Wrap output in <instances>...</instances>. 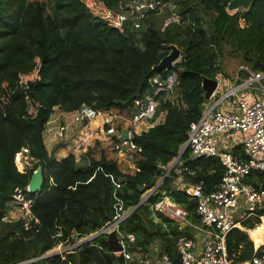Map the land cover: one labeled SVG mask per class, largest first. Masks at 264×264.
Returning <instances> with one entry per match:
<instances>
[{
  "label": "trees",
  "instance_id": "obj_1",
  "mask_svg": "<svg viewBox=\"0 0 264 264\" xmlns=\"http://www.w3.org/2000/svg\"><path fill=\"white\" fill-rule=\"evenodd\" d=\"M120 1L93 0L90 5L86 0H49L48 5L41 0H0V264L75 244L112 221L119 200L126 210L133 209L120 225L122 232L135 236L129 249L150 251L157 244L180 263L178 242L193 230L155 204L168 195L199 223L198 198L187 194L186 186L203 183L210 193L222 181L225 166L219 157H195L184 145L190 124L202 117L208 104L203 77L220 79L226 51L253 71L264 72V0L237 11L228 10L230 0H171L182 19L165 29L153 13L141 28L121 23ZM172 44L183 50L173 68L178 83L159 95L152 121L162 113L164 120L134 134L135 163L128 170L99 140L82 158L71 153L58 159L56 149L63 144L48 150L44 131L56 107L70 112L88 105L136 114L135 100L154 93L156 78L171 72L154 67ZM239 75L249 73L242 69ZM24 149L34 165L21 171L16 155ZM179 155L187 172L166 177L141 202L161 177L160 165ZM39 165L44 169L43 187L31 193L28 186ZM262 179V172L253 170L245 181L258 184ZM19 189L32 200V213L39 219L30 228L22 218L3 220ZM255 222L246 224L254 229ZM107 238L102 233L26 264H126L125 255L113 252ZM227 244L231 254L238 253L236 260L254 254L255 243L239 228L228 234Z\"/></svg>",
  "mask_w": 264,
  "mask_h": 264
},
{
  "label": "built area",
  "instance_id": "obj_2",
  "mask_svg": "<svg viewBox=\"0 0 264 264\" xmlns=\"http://www.w3.org/2000/svg\"><path fill=\"white\" fill-rule=\"evenodd\" d=\"M117 9L120 22H132V26L135 28H141L150 13L167 14L163 22V29L171 23L181 22L182 19L177 11V4L171 0H121ZM173 68L164 79L156 78L158 85L154 93L135 100L139 110L136 114H129L131 116L127 118L135 124L136 128L142 129V123L147 126L154 122L152 119L160 105L159 95L163 91L174 90L178 83V72ZM244 69L249 73L246 79L241 81V75L237 73L235 84L239 85L229 88L220 97L217 89L212 97L216 98L214 104H207L202 117L198 121H193L188 129V139L184 149L189 147L195 157H219L225 166L222 181L213 192L206 193L203 183L189 184L185 188L187 194L198 198L196 212L200 217V222L191 220L189 211L168 195L155 204L158 211L178 223H186L185 226H189L193 230L192 236L182 237L178 242L180 263H177L168 252L157 244H153L150 251H143L140 247L135 248V251L129 249L131 242L135 241V236L125 234L120 229L121 223L131 213V209L124 208L122 200L116 204L117 211L114 219L97 232L85 236L88 237L87 240L91 239L94 234H108L111 230L116 229L124 247V250L119 253L125 255L126 264H264V243L260 245L255 243L252 258L246 260H236L238 253L231 254L227 244V236L233 229L243 228V221L258 209L264 211V72H255L249 67ZM223 78L224 76L221 75L219 86L223 82ZM254 88L258 91L259 98L251 101L247 96L249 91ZM228 102L232 104V107L228 108ZM225 104L227 106L223 107ZM77 113L78 119L87 122L97 120L99 116H102V131L112 136L113 147L117 149L124 147L131 158H134L135 146L132 139L134 134L139 132L134 128L119 127L113 123L114 120L125 118L127 115L116 110L96 109L88 105H83L77 110ZM106 125L109 126L106 128ZM150 126H153V123ZM123 128L129 132V138L125 140L121 137ZM219 136L224 141H228V138L231 137L242 136L243 143L251 156L250 160H243L227 150H223L219 145ZM117 140L118 142H116ZM180 157L181 155L168 164L160 165L163 173L157 184L147 191L142 199L143 202L158 189L166 177L171 174L183 175L187 172ZM253 170H259L263 174V179L258 184L245 181V178ZM243 199L248 201L247 210L237 215L234 210ZM31 203L32 200L28 199L20 189L11 202V208L17 205L24 206L25 214L18 218L24 219L26 228L39 222V219L32 213ZM11 219L16 218H13L9 212L3 216V220ZM84 241L86 240L78 241L64 251L71 250ZM57 247L54 248L52 254L63 253L61 246ZM52 254L29 257L12 264H26Z\"/></svg>",
  "mask_w": 264,
  "mask_h": 264
},
{
  "label": "rangeland",
  "instance_id": "obj_3",
  "mask_svg": "<svg viewBox=\"0 0 264 264\" xmlns=\"http://www.w3.org/2000/svg\"><path fill=\"white\" fill-rule=\"evenodd\" d=\"M41 1L46 2L48 5L50 4L49 0H41ZM86 1L90 5L93 4V0H86ZM93 9H95V11L97 12L96 6H94ZM163 14H154L153 17H155L156 20H158L159 22H164ZM242 23H243V21H242ZM161 24H163V23H161ZM221 61H222L221 62L222 63V75L224 77H227V78L228 77H231V78L236 77L237 73H239L240 70L247 67L242 58L235 56L231 52H228V51H226V53L222 57ZM221 95H223V91L220 92L219 97ZM214 102H215L214 98H212L211 100H208L209 105L214 104ZM56 108L57 109H55L53 111V113L50 117V120L48 121L47 127L49 128L51 125H56L59 128V131L61 134V139L59 140V142L60 143L66 142L59 149L60 151L63 149L60 152L61 154L59 157L64 158L67 155H69L70 154L69 152L72 150V145L76 142V140H84L87 142H85L81 146L79 145V148L77 150L78 158H82L84 152H86L88 150V148H90V146L96 145L97 141L99 140V141H101V145L104 146L105 149H107V148L109 149L108 150L109 156L117 158L120 161V164L122 165V167L124 169H126V170L129 169V164L133 163V159H131L130 154L126 150H124V147L121 149H116V150L113 149L115 147H113L112 143L110 145V140L106 139L101 134L102 126L97 127V122H94L93 120L91 122H87V121H82V120L78 119L77 118V116H78L77 111H70L69 112V111H64L63 109H60L58 107H56ZM123 113H124V115H127V116H125V118H118V119L114 120L113 123H115V125L119 126V127L134 128L139 133L142 132L143 129H148L152 123H153V125H155V124L161 122L162 120H164V117H165V113H162L156 119V121L152 122L151 124L144 126V123H142L141 125H143V128L140 129V128H136L135 124L133 122L129 121V118H127V117H129L131 115H129L128 111H123ZM98 119H99V123H101L102 122L101 120L103 119V117L99 116ZM86 124H89L88 128L86 127ZM46 130H47V128H46ZM46 130L44 131V137H46L48 135ZM55 131H57L56 127H55ZM62 137H64V138L62 139ZM46 144L49 147L48 149L51 150L52 149L51 141L47 140ZM74 147L77 148L75 146V144H74ZM99 148H100V146L98 147V149ZM99 151H98V153H99ZM19 153L21 154V161H22L21 166H19L18 163L16 162L19 170L21 169V171H25V170L32 168L34 165V161L27 154V150L24 149L23 151H21ZM56 154H57V152H56ZM146 193L144 194V196L146 195ZM23 210H25L23 205H21V206L17 205L16 207L11 208L9 213L13 218H18V217L25 214L23 212ZM87 238L88 237L82 238L79 241L87 240ZM71 245H73V244H59L58 246H61V251H63V253H64L65 252L64 250L69 248V246H71ZM53 251H54V248L52 250L46 252V254H52Z\"/></svg>",
  "mask_w": 264,
  "mask_h": 264
},
{
  "label": "crops",
  "instance_id": "obj_4",
  "mask_svg": "<svg viewBox=\"0 0 264 264\" xmlns=\"http://www.w3.org/2000/svg\"><path fill=\"white\" fill-rule=\"evenodd\" d=\"M241 81H244L245 79H246V76H241ZM241 81H239V82H241ZM238 82V83H239ZM235 85H239V84H235V77L233 78H231V77H224L223 78V82H221V85L219 86L220 88H218V95L220 94V92L221 91H223V93L224 92H226L229 88H231V87H233V86H235ZM255 87V86H254ZM248 99L249 100H255V99H258L259 98V93H258V91L256 90V88H254V89H252L251 91H249V94H248ZM212 99V98H211ZM210 99V100H211ZM215 100H216V98H214ZM227 106V104H225V105H223V107H226ZM229 107H232V104H230L229 102H228V108ZM55 109H57V108H55ZM94 122H97V127H99V126H102L103 127V119L101 120L102 122V124L101 123H99V119H97V120H93ZM91 122V121H90ZM99 123V124H98ZM55 127L57 128V131H55ZM86 127L88 128L89 127V124H86ZM108 127V125H106V128ZM86 128V129H87ZM125 128V127H124ZM123 128V129H124ZM47 133H48V135L46 136V137H44L45 138V143L47 142V140H49V141H51V147H52V149L51 150H49L50 152L52 151V150H54L55 148H57V146L59 145V144H65L66 142H63V143H60L59 142V140L61 139V134H60V131H59V128L56 126V125H51L49 128L47 127ZM69 134V133H68ZM101 134L106 138V139H109L110 140V145H111V143H112V145H114V142H113V138H112V136H109V135H107V133L105 132V131H102V129H101ZM106 135V136H105ZM108 136V137H107ZM64 137H62V139H63ZM223 138L221 137V136H219V145H220V147L223 149V150H227L228 152H230V153H232V154H234V155H236V156H238L239 158H241V159H243V160H246V161H248V160H250V158H251V156L249 155V153H248V151H247V149H246V147H245V145H244V143H243V137L242 136H237V137H231V138H228V141H224V140H222ZM85 142H87V141H84V140H76V142L74 143L75 144V146L77 147V148H75L74 147V144L72 145V150L69 152L70 154L71 153H74V154H76L77 155V150H78V148H79V145L81 146L82 144H84ZM79 143V144H78ZM89 143V142H88ZM46 146H47V144H46ZM239 146H241V148L239 149L240 150V153L239 154H235L234 152H235V150L239 147ZM243 146V147H242ZM74 147V148H73ZM47 148H49L48 146H47ZM60 148H57L56 149V152H57V154H56V156H57V158L58 159H62L61 157H59L60 156V152L63 150H59ZM241 151H242V154H241ZM244 152H245V156H244ZM245 157H249V159L247 160V159H245ZM135 161V160H134ZM133 161V163L132 164H134L135 162ZM132 164H129V166H131ZM247 206H248V201L246 200V199H243V200H241V202L239 203V205H238V207L234 210L235 211V214H240V213H242V212H244V211H246L247 210ZM264 211L262 210V209H258L256 212H254V214H252L250 217H248L246 220H244L243 221V223H242V226H243V228H239V229H241V230H244V231H246L248 234H249V237L251 238V236H250V232L252 231V230H255V229H258V228H260L261 226H263L264 225V213H263ZM259 218V220L260 221H258V222H255V220L256 219H258ZM247 221H251V222H255L256 223V227L254 228V229H250L249 228V225H247L246 224V222ZM264 231V230H263ZM251 240H253V242L254 243H256L257 245H259L258 244V242H261V244L262 243H264V232H263V236H257V238L255 239V238H251ZM133 251H135V249L133 250Z\"/></svg>",
  "mask_w": 264,
  "mask_h": 264
},
{
  "label": "water",
  "instance_id": "obj_5",
  "mask_svg": "<svg viewBox=\"0 0 264 264\" xmlns=\"http://www.w3.org/2000/svg\"><path fill=\"white\" fill-rule=\"evenodd\" d=\"M253 4V0H230L228 3V10L229 11H237L240 9L248 10ZM182 57V49L176 45L172 44L170 45V52L157 64L155 65V69L162 71V70H171L174 66V63L178 61ZM219 79L218 78H211L204 76L202 81V86L205 90V97L206 99L210 100L214 93L219 88ZM121 137L122 139H128L129 138V132L126 129H123L121 131ZM121 181L124 180V177L120 178ZM44 183V169L42 165H39L38 168L34 171L29 186L28 191L31 193H36L39 190L42 189ZM140 189L143 190V186H140ZM143 202V201H141ZM133 210V209H132ZM131 210V212H132ZM186 223H183L182 226H185ZM94 234L91 236L92 238L95 237ZM108 243L110 244V247L113 252L119 253L124 250V247L122 245L121 239L118 235V232L116 229L111 230L108 232ZM260 245L261 242H258Z\"/></svg>",
  "mask_w": 264,
  "mask_h": 264
},
{
  "label": "bare ground",
  "instance_id": "obj_6",
  "mask_svg": "<svg viewBox=\"0 0 264 264\" xmlns=\"http://www.w3.org/2000/svg\"><path fill=\"white\" fill-rule=\"evenodd\" d=\"M89 137V136H88ZM24 154V153H23ZM16 162L18 163V165L19 166H21V154L20 153H18L17 155H16ZM23 166V165H22ZM21 170V169H20ZM163 171V170H162ZM264 230V225L263 226H261L260 228H258V229H255V230H252L251 232H250V236H251V238H257V236H263V231Z\"/></svg>",
  "mask_w": 264,
  "mask_h": 264
}]
</instances>
